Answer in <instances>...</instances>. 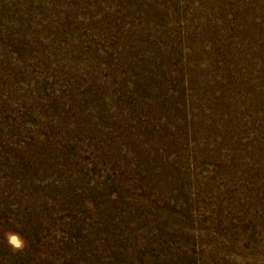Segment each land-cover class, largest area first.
<instances>
[{"label": "rangeland", "instance_id": "rangeland-1", "mask_svg": "<svg viewBox=\"0 0 264 264\" xmlns=\"http://www.w3.org/2000/svg\"><path fill=\"white\" fill-rule=\"evenodd\" d=\"M0 264H264V0H0Z\"/></svg>", "mask_w": 264, "mask_h": 264}, {"label": "clouds", "instance_id": "clouds-1", "mask_svg": "<svg viewBox=\"0 0 264 264\" xmlns=\"http://www.w3.org/2000/svg\"><path fill=\"white\" fill-rule=\"evenodd\" d=\"M5 241L8 247L14 253L23 252L28 246L25 237L22 236L21 233L17 231H7L5 233Z\"/></svg>", "mask_w": 264, "mask_h": 264}]
</instances>
